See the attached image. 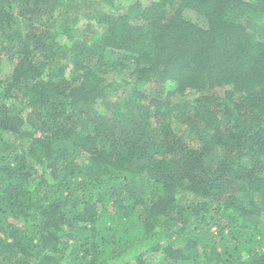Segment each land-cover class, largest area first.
I'll return each instance as SVG.
<instances>
[{"label":"trees","instance_id":"obj_1","mask_svg":"<svg viewBox=\"0 0 264 264\" xmlns=\"http://www.w3.org/2000/svg\"><path fill=\"white\" fill-rule=\"evenodd\" d=\"M0 264H264V0H0Z\"/></svg>","mask_w":264,"mask_h":264},{"label":"rangeland","instance_id":"obj_2","mask_svg":"<svg viewBox=\"0 0 264 264\" xmlns=\"http://www.w3.org/2000/svg\"><path fill=\"white\" fill-rule=\"evenodd\" d=\"M148 0H143V3L146 4ZM95 30H97L99 33L103 32V27L102 26H96ZM174 126H177V123L174 122Z\"/></svg>","mask_w":264,"mask_h":264}]
</instances>
